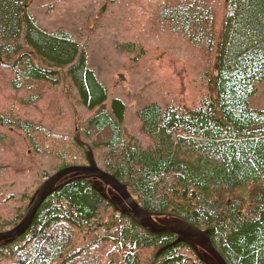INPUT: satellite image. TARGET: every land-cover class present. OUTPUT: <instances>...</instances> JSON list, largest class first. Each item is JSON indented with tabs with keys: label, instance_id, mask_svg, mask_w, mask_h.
Wrapping results in <instances>:
<instances>
[{
	"label": "trees",
	"instance_id": "1",
	"mask_svg": "<svg viewBox=\"0 0 264 264\" xmlns=\"http://www.w3.org/2000/svg\"><path fill=\"white\" fill-rule=\"evenodd\" d=\"M102 3L105 13L96 8ZM67 5L89 20L85 29L78 19L73 31L65 26ZM57 12L62 26L53 24ZM88 29L102 30L108 42L100 47L133 56L140 70L151 67L145 62L154 48L169 58L164 76L152 75V96L131 114L90 65ZM173 60L188 65L187 93L184 83L176 86L186 67ZM6 73L12 89L37 84L56 94L28 100L42 103L48 119L68 106L91 114L66 128L65 142L54 140L57 123L0 116L36 156L54 162L51 171L41 166L11 178L16 168L0 163V232L20 222L47 177L87 163L92 152L156 220L210 229L227 264H264V110L249 106L255 84L264 82V0H0V75ZM66 179L18 238L0 242V262L205 264L176 235L151 233L122 213L100 181Z\"/></svg>",
	"mask_w": 264,
	"mask_h": 264
},
{
	"label": "rangeland",
	"instance_id": "2",
	"mask_svg": "<svg viewBox=\"0 0 264 264\" xmlns=\"http://www.w3.org/2000/svg\"><path fill=\"white\" fill-rule=\"evenodd\" d=\"M98 7L100 12H106V4L102 3L96 8ZM77 9L78 6L75 5H67L62 8V10H64L65 12L62 17L64 18V20H66L65 26H71L72 31L76 26L79 27V24L75 23V19H78V22H85L81 24V29H85L87 26L86 22H89L88 19L79 20L78 16H80V14H76V12H78ZM61 16L62 15L60 14V12H57L55 18H57L56 20L59 21L53 22V24H55L56 26H62L64 22H61ZM43 24L46 25V22H43ZM78 31L79 30H77V32ZM96 32L93 29H88L83 40V43L89 42L91 47V51L89 54V63L93 68L96 69L99 77L108 84L113 95L120 96L126 102L129 114H131L133 112L132 109L135 106L141 105L144 100H147L152 96V90L155 89V87L151 85L152 83H155V81L153 82L155 77H153L152 75L157 74L159 76H164L165 69L167 68L165 61L169 60V58L167 57L165 52L154 48V55H148L149 61L145 62L146 66H151L149 68L151 70H140V68L134 64L133 56L132 58L131 55L125 54L110 55L109 51H106L105 49L107 47L105 44L100 47V43L108 42L107 34H105L102 30H99L98 34L95 35ZM99 50L102 51L98 52ZM163 53L165 54L164 58L161 57ZM103 54H105V56ZM173 63V65H175L177 69L186 67V71H184L181 76L177 78L176 86L180 84L182 85L184 83L183 91L187 93L189 91L188 84L190 83L189 79L186 76V73L188 72V65H184L182 62L174 60ZM166 78L171 79L169 76ZM255 86L256 93L249 98V106L253 109L264 110V82H258L255 84ZM145 87L148 88L149 93H145L147 91ZM29 88L32 89L30 90ZM29 88L12 89L9 85V75L7 73L4 75H0V116L2 114H4L5 116H9V111H11L19 113L22 117L33 120L32 122H43L45 123V125L57 123L58 133L57 135H55L54 140L56 139L58 142H61L63 140L65 142L67 140V137L65 136V134L67 133L65 132L66 128L73 127L77 129V127L80 125V121L84 117L91 114L84 113L81 109L78 108L77 109L79 111V114L73 113V111H71L69 109L70 107L68 106L66 109H63L62 114H57L55 110V112L53 113H55L56 115L48 119V114L44 116L45 110L41 106L42 103L34 101V103L32 101L28 102V100L37 92L41 93L42 98L45 97V100H52V95L55 97L56 94L52 93L49 90H44L43 87H40L37 84H31ZM57 96L58 98L60 97V95ZM179 97L184 98V95L180 93ZM1 124L2 123L0 118V135L2 134L0 141V154L1 156L3 154L7 157L6 159L0 161V163L1 165H4L6 170H9L10 168H16L9 175L10 178L14 173L32 175L35 172L34 168H39L41 166L48 169V171L52 170L54 162L49 157L44 156L40 159V157L36 156L31 151L28 144L24 143L23 135L20 132L13 129H6L2 127ZM36 137L40 139L38 136ZM60 144L63 145L62 143ZM6 183L7 182H5L4 184ZM1 206L2 205H0V210ZM158 220L160 222H165L167 219L158 218ZM0 264L10 263L9 261H2L0 262Z\"/></svg>",
	"mask_w": 264,
	"mask_h": 264
},
{
	"label": "water",
	"instance_id": "3",
	"mask_svg": "<svg viewBox=\"0 0 264 264\" xmlns=\"http://www.w3.org/2000/svg\"><path fill=\"white\" fill-rule=\"evenodd\" d=\"M81 177L93 178L108 187V193L114 201L119 203V210L147 231L156 234L171 233L176 235V243L183 242L189 245L205 264H227L212 245L209 237L210 229H201L181 220L165 222L156 220L154 217L156 215L143 208L125 184L97 166L92 152L88 154L87 163L63 167L47 177L37 187L34 198L20 222L13 228L0 232V242L13 241L26 230L43 200L65 182L64 180L59 183L61 180L67 178L66 181H70L71 178ZM102 195L104 194L102 193Z\"/></svg>",
	"mask_w": 264,
	"mask_h": 264
},
{
	"label": "flooded vegetation",
	"instance_id": "4",
	"mask_svg": "<svg viewBox=\"0 0 264 264\" xmlns=\"http://www.w3.org/2000/svg\"><path fill=\"white\" fill-rule=\"evenodd\" d=\"M107 189H108V187H107ZM115 202V201H114ZM115 203H117V202H115ZM118 206H119V203L117 204Z\"/></svg>",
	"mask_w": 264,
	"mask_h": 264
}]
</instances>
